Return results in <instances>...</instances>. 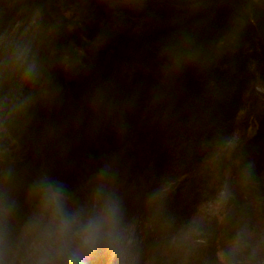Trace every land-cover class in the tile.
Returning a JSON list of instances; mask_svg holds the SVG:
<instances>
[{
    "label": "trees",
    "instance_id": "1",
    "mask_svg": "<svg viewBox=\"0 0 264 264\" xmlns=\"http://www.w3.org/2000/svg\"><path fill=\"white\" fill-rule=\"evenodd\" d=\"M134 160L136 262L264 264V0H0V182Z\"/></svg>",
    "mask_w": 264,
    "mask_h": 264
},
{
    "label": "clouds",
    "instance_id": "2",
    "mask_svg": "<svg viewBox=\"0 0 264 264\" xmlns=\"http://www.w3.org/2000/svg\"><path fill=\"white\" fill-rule=\"evenodd\" d=\"M27 208L10 179L0 182V244L12 264H132L119 202L97 179L80 200L42 171L27 186Z\"/></svg>",
    "mask_w": 264,
    "mask_h": 264
},
{
    "label": "rangeland",
    "instance_id": "3",
    "mask_svg": "<svg viewBox=\"0 0 264 264\" xmlns=\"http://www.w3.org/2000/svg\"><path fill=\"white\" fill-rule=\"evenodd\" d=\"M245 131L243 123H240V118L237 120L236 128L231 133L228 143L227 149L230 151H236L235 144L240 138V136ZM140 167L138 169L136 161L134 160L133 165L126 168V172L123 176L116 179L114 183H109L106 190L107 192L113 196L115 200L119 202L122 217H123V229L125 236L128 241L127 250L129 254V258L132 261V264H139L136 262V252L133 250L135 246V237L139 232V221L141 220V216L136 212H139L142 204V196L143 189L140 185L139 177H140ZM134 173V175H133ZM220 179L215 177V181H219ZM227 198V200L230 198ZM231 201V198H230ZM225 204H228V202ZM224 204V205H225ZM224 205H222L224 207ZM221 206V202L217 201L216 197L212 196V198L204 203H202L201 211L210 212L214 211L216 208ZM219 210V209H218ZM216 210V211H218ZM12 264V263H11Z\"/></svg>",
    "mask_w": 264,
    "mask_h": 264
},
{
    "label": "bare ground",
    "instance_id": "4",
    "mask_svg": "<svg viewBox=\"0 0 264 264\" xmlns=\"http://www.w3.org/2000/svg\"><path fill=\"white\" fill-rule=\"evenodd\" d=\"M129 147H130V148H134V144H133V143H130V144H129ZM108 184H109V183L106 182V184H105V187H106V188H107Z\"/></svg>",
    "mask_w": 264,
    "mask_h": 264
},
{
    "label": "water",
    "instance_id": "5",
    "mask_svg": "<svg viewBox=\"0 0 264 264\" xmlns=\"http://www.w3.org/2000/svg\"><path fill=\"white\" fill-rule=\"evenodd\" d=\"M228 202H230V199H228Z\"/></svg>",
    "mask_w": 264,
    "mask_h": 264
}]
</instances>
